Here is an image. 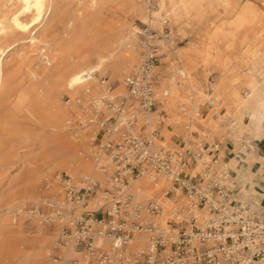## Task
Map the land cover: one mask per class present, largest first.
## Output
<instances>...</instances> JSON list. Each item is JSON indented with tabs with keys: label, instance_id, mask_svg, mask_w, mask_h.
I'll use <instances>...</instances> for the list:
<instances>
[{
	"label": "rangeland",
	"instance_id": "374dc122",
	"mask_svg": "<svg viewBox=\"0 0 264 264\" xmlns=\"http://www.w3.org/2000/svg\"><path fill=\"white\" fill-rule=\"evenodd\" d=\"M227 1L228 9L235 6L239 11L251 4L264 12V0ZM54 6L63 10L61 19L50 17L31 34L10 29L5 37L1 36V43L10 49L0 57L5 80L0 88V123H4L1 136L5 143L0 151V264L83 262L86 252L75 247L70 239L75 230L72 224L85 218L87 212H104L109 207L105 205L104 192L109 188L110 174L102 165L109 167L110 162L96 153V146L104 143L105 135L96 123L100 114L94 109L100 106L99 101L110 88L113 95L126 93L124 77L139 63L148 31L160 34L154 40L160 62L158 93L172 87L178 96L172 112H162L163 118L161 107L170 96L157 109L153 127L146 120V132L158 129L160 141L176 147L180 137L188 134L186 124L191 127L192 141L204 140L210 144L220 141L224 145L232 140L238 146H249L264 122V13L261 20L238 31L232 49L225 55L236 81L226 84L223 97L218 99L215 94L204 101L200 94H212L223 72L214 62L206 65L195 50L203 47L205 39L217 27L233 21L234 13L225 14L224 0H218L214 9L206 5L196 8L192 4L190 10L176 11V15L169 3L161 8L159 0H54ZM19 8L20 4L12 0H0V20ZM155 13L160 14L159 19ZM154 20H163L162 25L152 23ZM46 25L50 30L44 35ZM72 25L74 37L68 42L66 36ZM132 40L135 55L127 71L118 73L112 67H105L94 73L89 92L82 91L75 100L68 92L60 93L59 105L66 115L59 128H48L50 118L39 109L34 93L36 87L53 85V80H48L44 73L54 69L60 58L93 66L99 49L107 42H114L119 47L118 54L129 57ZM45 54L48 59H44ZM179 70H185L187 77L180 75ZM249 77L256 83L251 84ZM231 90H236L244 103L237 106L227 95ZM20 96L25 97L26 104L14 115L12 107ZM57 137L67 143L65 148L53 143ZM45 150L52 155L51 161L44 159ZM240 159L231 161L234 168ZM238 174L236 181L233 178L236 189L240 185L250 190L258 188V196L244 193L257 205H264V179L257 185L253 176ZM64 178H70L76 190L87 188L89 182L99 186L90 197L75 202L69 200ZM153 183L154 191L148 197L137 198L129 187L126 192L133 195V201L141 208L143 221L158 220L165 226L176 205L163 195L169 185L166 179L154 178ZM155 197L163 200L159 218L145 210L147 201ZM165 203L173 208L169 209ZM182 204L181 199L177 206ZM164 211L169 213L163 217ZM140 239H144L142 247ZM147 242L146 234H137L127 246V256L145 250ZM95 245L101 248L95 258L100 252L112 253L108 236L96 237Z\"/></svg>",
	"mask_w": 264,
	"mask_h": 264
},
{
	"label": "built area",
	"instance_id": "2783aa9c",
	"mask_svg": "<svg viewBox=\"0 0 264 264\" xmlns=\"http://www.w3.org/2000/svg\"><path fill=\"white\" fill-rule=\"evenodd\" d=\"M159 35L148 31L139 63L124 77L126 93L113 95L110 88L94 109L105 135L96 153L110 162V169L102 165L110 174L104 192L109 207L87 212L72 224L70 239L86 252L83 262L74 264H264V205L240 195L219 155L220 145L192 141L186 124L188 134L180 137L176 147L164 145L158 129L145 131L149 115L170 96L167 88L158 93L160 62L154 40ZM144 174L169 183L163 195L176 207L165 226L143 221L141 208L126 192ZM62 182L69 200L75 202L87 199L99 186L89 182L87 188L76 190L70 178ZM181 199L182 206H177ZM145 210L160 215L162 198L149 199ZM140 233L148 237L146 249L127 256V246ZM100 235L110 237L112 253L100 252L95 258L101 250L95 245Z\"/></svg>",
	"mask_w": 264,
	"mask_h": 264
},
{
	"label": "bare ground",
	"instance_id": "6f19581e",
	"mask_svg": "<svg viewBox=\"0 0 264 264\" xmlns=\"http://www.w3.org/2000/svg\"><path fill=\"white\" fill-rule=\"evenodd\" d=\"M20 4V8L10 13L5 19L0 20V57H4L10 49V46H4L1 43V36H6L7 32L11 29L21 34H31L43 23L44 25L50 17L55 19H61L63 17V10H56L54 6V0H12ZM96 2V0H92ZM218 0H159L161 8H163L166 3H169L172 7V13L177 14L179 12H187L190 10L191 5L194 4L195 7H200L206 5L209 9H214ZM255 2V1H254ZM225 14L234 13L235 17L232 22L225 23L216 28L213 34L209 35L205 39L203 47L196 49L195 51L201 56L202 61L208 65L211 62L218 64L222 69V79L214 87L212 94H200V97L204 96L205 100H210L212 96L216 94V98H221L224 96L223 88L226 84L231 81H236V75L234 70L229 66V59L225 57L226 53L232 49L235 39L237 38L238 31L250 24H255L258 20L263 17V11L251 4H246L239 11L235 10V6L228 9L230 6L227 0H224ZM240 9V8H239ZM156 19L160 18L159 13L154 14ZM163 20H154L152 23L161 24ZM162 25V24H161ZM58 29V28H57ZM49 26L46 25L43 28V34L47 35L49 33ZM75 30L73 25L71 30L67 32L66 40L72 41L74 37ZM164 33V32H163ZM264 33V29H263ZM261 34V33H260ZM4 36V37H5ZM35 37L33 38V43H35ZM130 56L127 57L123 54H118L119 47L114 42L105 43L97 53V62L95 65L86 67L83 64L75 62H67L66 60L60 58V63L54 67V69L46 71L44 73L48 80H53V85L50 84L46 88L36 87L34 93L36 94V100L39 105V109L43 110L50 118V122L47 124L48 128H59L62 119L66 115V111H62L59 105V94L62 92H68L73 100L81 96L82 91L89 92V85L91 81L95 78L94 73L100 72L105 67H112L118 73L126 72L130 67V63L134 59L135 48L134 41H130ZM48 54H45L44 59H48ZM134 68V67H133ZM178 73L182 76L187 77V72L185 70H179ZM248 77V75H246ZM251 84H255L256 81L253 77L248 78ZM174 78L171 81L173 84ZM5 85L3 67L0 70V88ZM169 91L170 99L164 103L161 107V112L167 111L172 112L173 102L176 98V90L172 87L167 88ZM3 91V90H2ZM99 91H103V88ZM98 91V92H99ZM229 95L235 102L237 106L244 103L242 97L236 90H231ZM251 97V96H250ZM26 99L24 96L17 98L13 104V114L20 113L26 104ZM102 103V101H99ZM196 106V105H195ZM197 110V106L195 107ZM157 113H152L147 119L150 128L153 127L156 122L155 116ZM195 115V114H194ZM4 123H0V151L4 147L5 143L3 137L1 136ZM56 146L65 148L67 143L64 139L57 137L53 140ZM45 160L51 161L52 155L45 150ZM154 176L151 174H144L142 177L134 180L129 186L130 191L134 192L137 198L148 197L154 191ZM243 186V185H242ZM165 206H172L164 204ZM169 212L164 211L163 217ZM160 215L153 216L159 218ZM167 221V219H165ZM159 223L158 220H154ZM139 246L142 247L144 239H140ZM134 246V245H133Z\"/></svg>",
	"mask_w": 264,
	"mask_h": 264
},
{
	"label": "crops",
	"instance_id": "0c3cea01",
	"mask_svg": "<svg viewBox=\"0 0 264 264\" xmlns=\"http://www.w3.org/2000/svg\"><path fill=\"white\" fill-rule=\"evenodd\" d=\"M168 131H170L168 129ZM171 132V131H170ZM257 136L251 140L249 146H238L234 141L227 140L223 145L220 141L216 142L220 145V156L224 163H226L230 170L231 175L236 181L238 179V172H240L245 177H252L253 181L260 185L261 181L264 179V122L257 132ZM246 147V149H245ZM241 157V159H240ZM240 159L237 162L236 168L231 164L232 160ZM240 195L247 197L245 191L255 196H258V188L252 190L240 185L239 187ZM260 202H263L257 199Z\"/></svg>",
	"mask_w": 264,
	"mask_h": 264
}]
</instances>
